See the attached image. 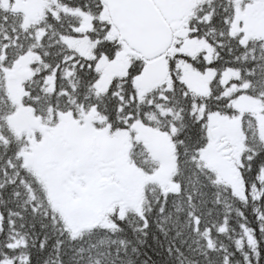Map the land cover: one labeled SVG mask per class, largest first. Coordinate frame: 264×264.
<instances>
[{
  "label": "snow or ice",
  "instance_id": "6c2138e0",
  "mask_svg": "<svg viewBox=\"0 0 264 264\" xmlns=\"http://www.w3.org/2000/svg\"><path fill=\"white\" fill-rule=\"evenodd\" d=\"M0 264H264V0H0Z\"/></svg>",
  "mask_w": 264,
  "mask_h": 264
}]
</instances>
